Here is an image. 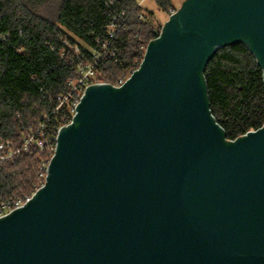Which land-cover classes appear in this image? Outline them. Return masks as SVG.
Instances as JSON below:
<instances>
[{
    "label": "water",
    "instance_id": "95a60500",
    "mask_svg": "<svg viewBox=\"0 0 264 264\" xmlns=\"http://www.w3.org/2000/svg\"><path fill=\"white\" fill-rule=\"evenodd\" d=\"M233 42L264 76V0H183L121 86H88L0 264H264V125L228 139L204 76Z\"/></svg>",
    "mask_w": 264,
    "mask_h": 264
},
{
    "label": "trees",
    "instance_id": "16d2710c",
    "mask_svg": "<svg viewBox=\"0 0 264 264\" xmlns=\"http://www.w3.org/2000/svg\"><path fill=\"white\" fill-rule=\"evenodd\" d=\"M154 1L162 10L175 8L174 0ZM145 11L138 0H0V138L21 147L28 125L51 114L79 76V61L101 56V78L113 84L127 78L159 34ZM204 76L212 114L228 139L264 125L263 69L245 43L220 47ZM69 116L61 108L47 129ZM52 154L32 145L1 162L0 203L31 196Z\"/></svg>",
    "mask_w": 264,
    "mask_h": 264
},
{
    "label": "built area",
    "instance_id": "2783aa9c",
    "mask_svg": "<svg viewBox=\"0 0 264 264\" xmlns=\"http://www.w3.org/2000/svg\"><path fill=\"white\" fill-rule=\"evenodd\" d=\"M111 26L113 27V29L117 28V25H115L114 23H112ZM111 36H114V31L111 32ZM146 47L144 48L143 57L145 55ZM100 57L101 56H97V58L93 62H87V63L83 61L78 62L77 66L79 69V76L76 79L71 80L69 82V90L66 93L58 96V104L56 105V107L54 108L51 114H44L42 118L35 125H28L25 131V137L21 147L14 146V144L10 140H5L3 138H0V163L14 157L16 154L20 153L21 151H28L32 145H35L41 150L45 149L48 146L53 151L54 154L56 150L58 133L62 126L68 125L69 123L72 122L73 116L75 115L76 112V107L81 101L86 88L95 83H102V82L110 83L106 80L97 79L98 70L96 67ZM138 67L133 69L131 71V74ZM128 77L125 79L120 78L117 83L114 84L111 83V84L115 86H121L128 79ZM63 107H67L69 109L70 111L69 118L65 119L64 122L58 126L52 124L51 129L48 130L47 127L51 116L54 114L56 115L59 112V110ZM50 160L45 165H43L41 172L39 173L40 180L36 184V188L33 194L45 184L48 175V166ZM32 195L26 197L25 199L12 198L2 201L0 203V217H3L9 214L10 212H12L13 210H15L16 208L23 206L32 197Z\"/></svg>",
    "mask_w": 264,
    "mask_h": 264
},
{
    "label": "rangeland",
    "instance_id": "374dc122",
    "mask_svg": "<svg viewBox=\"0 0 264 264\" xmlns=\"http://www.w3.org/2000/svg\"><path fill=\"white\" fill-rule=\"evenodd\" d=\"M138 1L140 4H142L143 8L146 10L145 11L146 13H143V16H146L148 22H150L152 29L157 32L161 30L164 22L168 20L170 15L174 13L181 6L183 2V0H174L175 8H170L169 10H162L156 5L154 0H138ZM101 74H103L102 71L97 72V77H98L97 79L100 80L107 79L105 77L101 78L100 77Z\"/></svg>",
    "mask_w": 264,
    "mask_h": 264
}]
</instances>
